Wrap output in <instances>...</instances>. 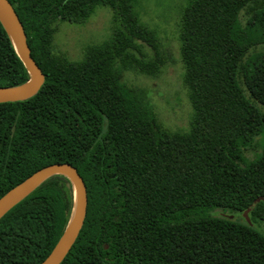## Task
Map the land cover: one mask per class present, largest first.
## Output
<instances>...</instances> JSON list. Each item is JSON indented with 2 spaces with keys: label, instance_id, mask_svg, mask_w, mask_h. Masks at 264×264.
I'll return each mask as SVG.
<instances>
[{
  "label": "trees",
  "instance_id": "obj_1",
  "mask_svg": "<svg viewBox=\"0 0 264 264\" xmlns=\"http://www.w3.org/2000/svg\"><path fill=\"white\" fill-rule=\"evenodd\" d=\"M8 1L45 78L31 97L0 103V197L44 166L77 169L86 214L59 264H264V234L241 215L264 199V0H193L185 9L179 42L193 113L181 133L161 128L146 91L122 79L157 76L166 63L135 0ZM99 5L113 11L109 39L80 60L57 51L56 22L84 23ZM29 77L0 22V88ZM74 194L57 173L9 209L0 264L42 262ZM262 199L250 220L264 222Z\"/></svg>",
  "mask_w": 264,
  "mask_h": 264
},
{
  "label": "rangeland",
  "instance_id": "obj_2",
  "mask_svg": "<svg viewBox=\"0 0 264 264\" xmlns=\"http://www.w3.org/2000/svg\"><path fill=\"white\" fill-rule=\"evenodd\" d=\"M192 1L135 0L133 5L140 25L161 45V54L166 63L157 76H147L134 70L123 72L122 79L146 91L157 123L170 133L187 132L193 113L188 91L182 81L186 65L181 57L179 42L181 19ZM114 27L112 9L107 5H99L84 23L57 21L54 45L57 51H62L69 59L80 60L87 48L108 40ZM137 43L145 55L152 54L146 43ZM232 214L231 218L239 216L238 213ZM249 225L264 234L263 221L252 219Z\"/></svg>",
  "mask_w": 264,
  "mask_h": 264
},
{
  "label": "water",
  "instance_id": "obj_3",
  "mask_svg": "<svg viewBox=\"0 0 264 264\" xmlns=\"http://www.w3.org/2000/svg\"><path fill=\"white\" fill-rule=\"evenodd\" d=\"M0 22L4 26L12 44L30 75L29 79L22 84L0 88V103L24 100L34 95L40 89L44 82L45 75L31 56L24 28L8 0H0ZM57 173L66 175L73 185L75 193L73 212L63 234L47 257L39 264H59L78 236L84 222L87 207V192L84 180L77 169L70 163H54L35 171L0 197L1 218L43 180ZM260 199L262 198L258 197L255 199L247 209L242 212L248 224L250 222L248 214L253 210ZM228 217L231 218L232 215H228Z\"/></svg>",
  "mask_w": 264,
  "mask_h": 264
}]
</instances>
